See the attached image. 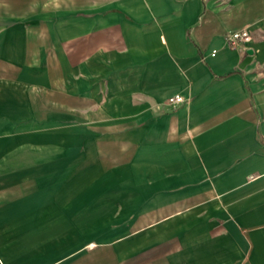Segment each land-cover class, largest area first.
<instances>
[{"label":"crops","instance_id":"1","mask_svg":"<svg viewBox=\"0 0 264 264\" xmlns=\"http://www.w3.org/2000/svg\"><path fill=\"white\" fill-rule=\"evenodd\" d=\"M0 264H264V0H0Z\"/></svg>","mask_w":264,"mask_h":264},{"label":"built area","instance_id":"2","mask_svg":"<svg viewBox=\"0 0 264 264\" xmlns=\"http://www.w3.org/2000/svg\"><path fill=\"white\" fill-rule=\"evenodd\" d=\"M252 39V32L248 27H245L239 31L230 32L226 35L227 44L237 50L245 51L246 44ZM183 95H175L169 97L167 103L169 104H183L185 102Z\"/></svg>","mask_w":264,"mask_h":264},{"label":"rangeland","instance_id":"3","mask_svg":"<svg viewBox=\"0 0 264 264\" xmlns=\"http://www.w3.org/2000/svg\"><path fill=\"white\" fill-rule=\"evenodd\" d=\"M89 147L91 149L92 148V145H89ZM104 149L111 151V147L110 146H107V145H105ZM92 150H94V148ZM115 150H116L117 155L119 157H121L120 158L121 160H117V162H116L117 165L118 164L121 165V164L127 163L128 162L127 161V154H128L127 148H123L122 145H117L116 148H115ZM131 155H132V161H131L132 163H131V166L133 168L143 166V164H145L147 162L145 159L142 160L140 158L141 157L140 156V153H138V151H136L134 147H132V153H131ZM71 194H73V193H71Z\"/></svg>","mask_w":264,"mask_h":264}]
</instances>
